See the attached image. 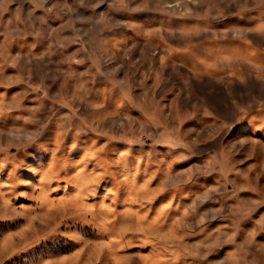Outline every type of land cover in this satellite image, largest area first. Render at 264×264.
<instances>
[{"label":"rangeland","instance_id":"rangeland-1","mask_svg":"<svg viewBox=\"0 0 264 264\" xmlns=\"http://www.w3.org/2000/svg\"><path fill=\"white\" fill-rule=\"evenodd\" d=\"M0 264H264V0H0Z\"/></svg>","mask_w":264,"mask_h":264}]
</instances>
